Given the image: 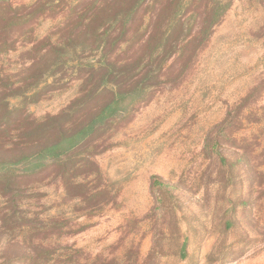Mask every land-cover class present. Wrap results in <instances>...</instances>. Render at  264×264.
Returning <instances> with one entry per match:
<instances>
[{
	"label": "rangeland",
	"instance_id": "1",
	"mask_svg": "<svg viewBox=\"0 0 264 264\" xmlns=\"http://www.w3.org/2000/svg\"><path fill=\"white\" fill-rule=\"evenodd\" d=\"M212 1L224 11L208 38L190 40L166 61L170 50H158L151 65L143 42L124 50L98 40L67 44L62 29L101 0L0 1L18 15L46 8L0 33L5 84L21 85L36 53L50 45L68 52L36 95L10 99L22 116L39 121L65 111L104 51H114L119 65L141 58L153 70L139 74L143 90L60 167L48 160L0 172V264H264V0ZM120 3L96 12L92 27L102 32ZM99 90L87 94L97 107L118 89ZM76 163L83 167L73 182L86 185L88 201L64 189L61 172Z\"/></svg>",
	"mask_w": 264,
	"mask_h": 264
},
{
	"label": "trees",
	"instance_id": "2",
	"mask_svg": "<svg viewBox=\"0 0 264 264\" xmlns=\"http://www.w3.org/2000/svg\"><path fill=\"white\" fill-rule=\"evenodd\" d=\"M121 1L123 3H120ZM112 3L113 8L118 3L123 7L107 14L103 19L105 28L102 32H98L99 29L92 27L96 12L102 9L105 11ZM39 10L41 11L37 10L33 13L28 11L18 15L16 8L3 6L0 8V23L3 24L0 33L20 24L25 17L44 13L46 8L43 6ZM223 11V5L211 0H101L99 4L89 7L86 15L82 13L83 16L74 27L71 29L65 27L62 31L68 34L64 39L68 45L78 40L82 45L98 40L106 46L118 44L120 49L125 46L124 50L134 48L143 42V46L150 52L148 65H151V62L159 56L156 53L158 50H161L162 54L165 50H170L164 58L166 61L176 50L182 52L190 40L208 38L210 28L219 21ZM147 13L149 18L146 26L140 30V21ZM136 22V32L129 37V32L131 29L134 30ZM187 22L191 24L185 28L184 24ZM174 34H179L181 38L171 44L169 39ZM113 53L114 51H104L99 68L90 66L89 70L85 71L87 75L83 84L84 90L82 89L79 97L65 111L39 121L22 116L19 109H11L9 101L18 98L25 100L30 92L31 97L36 95L34 91L67 56L65 47L60 43V45H50L43 52H37L32 64L26 69L30 74L22 79L21 85L5 84L0 79V172L9 166L19 164H27L30 166L29 169H33L48 160L60 167L62 165L60 162L92 134L97 124L111 117L132 94L143 90L142 86L146 84L139 74L152 75L151 67L142 65L141 58L138 60L129 58L119 65L118 56L112 58ZM107 83H111L118 90L113 93L111 91L112 98L109 102L97 107L87 98V94L90 93L93 97L100 95L102 90H99V87ZM75 104H80L75 113L81 112V114L73 118L75 113L70 114V112L75 108ZM82 167V163H76L65 167L61 173L66 194L79 197L84 202L91 198V196L88 198L86 185L73 182V174ZM76 190L82 192L74 194Z\"/></svg>",
	"mask_w": 264,
	"mask_h": 264
}]
</instances>
